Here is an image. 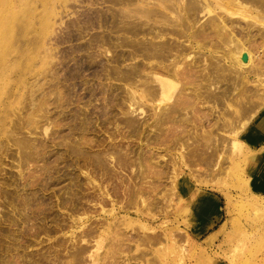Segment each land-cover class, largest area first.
I'll return each instance as SVG.
<instances>
[{
	"label": "bare ground",
	"instance_id": "6f19581e",
	"mask_svg": "<svg viewBox=\"0 0 264 264\" xmlns=\"http://www.w3.org/2000/svg\"><path fill=\"white\" fill-rule=\"evenodd\" d=\"M109 1L116 6L118 5L116 11H111L113 14L109 16V18H101L102 16H99L101 18H99V21L97 18L101 26H107L110 29L108 30L109 34L100 35L96 38L98 43L95 41L103 48H101L103 50L102 52L107 56L106 59H104L106 62H102L105 66L102 65L103 67L100 69L102 72H100L102 76L106 77L105 79L113 78L123 81L127 86V90L119 96L118 100H114L116 96L112 97L113 95L110 93L112 86L106 85L107 88H105V90L107 89L110 93V95H108L112 99L111 101L117 102L115 104L120 111L122 110L120 113L123 117L119 118V115L115 116V113L112 115V109H114L115 106H108L110 108L112 107V109H109V112L106 111L107 113H103L104 116L107 114L108 116L104 117L102 122L106 125L109 122L111 123V121H118V123L115 124V130L122 124V126L126 128V134L124 136L131 140H137L136 142L139 145L133 144L130 147L128 146L129 149H127L124 145L121 146L122 144H116V139L113 140L114 137H116L114 134H117L115 131H106V139L108 141L105 139L100 140L101 138L94 140L91 135L94 132L92 125L89 124L88 115L84 112L83 113L86 115H82L81 113V117L78 116L72 119L75 122L70 126L72 132L75 130L76 133H78L77 138L74 140L71 136L72 134H67L65 138L61 136L62 139H60L59 143L58 140L56 141V143L61 144V146L64 145L62 147H65V157H68L69 163L79 169L83 167V165H90L89 169L91 170L89 172L80 169L81 172L85 174L86 180L83 182L81 181L82 179L73 175V177H71L73 180L71 181L73 183L71 186L75 185V188L86 185L87 187H91V191L93 188L94 190L92 192H94V194H89L90 199L85 198L84 195L83 197L87 203L94 202L93 204L99 207V214L104 215L108 213L111 215L112 213L113 215L114 210L117 209L115 205L121 203L122 207L123 205L127 207L132 205L135 209L134 212L137 211L139 215L144 214L150 217L154 215V213H151V211L154 210L153 208H156L157 211L162 210L166 212L164 208L170 205V197L172 195H178L180 192L182 193L192 186L194 188L193 198L189 206H184L182 210V212L186 213L183 220H188L189 218L193 220L195 216H203V222L200 226H195L194 224L190 225L188 229L190 233L186 232L182 237V242H179V239L177 240V238H175L177 235L174 236L172 233L167 232L161 235L153 234L148 236L145 234L148 231V227L146 223L141 220L138 221L141 234L136 233L137 231L135 230L136 232L133 231L135 234L133 233L127 236V233L118 231L121 220L115 216H111L110 221H105L106 224L103 226L102 230H100L102 226L97 224L96 228L94 226L95 230L94 228H87L86 231H82L81 236L79 235V239L83 242L88 238L95 237V241L100 243L102 242L101 236L103 230H109L108 227H114L113 229L115 231H107L109 235H111L109 247L112 250L111 256L113 258L117 257V255L120 257V254H124L122 251L126 249L122 250V247H124V245L127 247L129 242H132L134 244V249L138 251V257L135 259H143L144 264H163L164 257L169 260L174 259L172 257L170 258L168 254L164 255L165 243H162L165 241L167 245L169 244L168 247H170V249H168L169 254L177 253L175 256L176 263L182 260L187 262V259H184L189 254L186 242L188 243L191 239H194L192 235H195V237L200 236L216 219H219L216 210L218 196L203 190L201 186L197 187L195 184H192L191 180L195 174L192 173V168L190 166L195 167L200 165L208 175L223 172V169H226V166L223 164L226 159V154L223 150L226 149V146L227 148L229 147V149L237 150V148L241 147L243 144L240 142L239 138H246L250 147H253L249 153L243 151L244 157L246 156L245 158L248 160L246 170L248 174H256V182L261 181L262 183H258L256 187L254 186V189L258 188L257 190H259L260 193H264V164L262 161H259L262 160L261 156L263 158L264 155V105H260L261 103H259L261 99L264 100V92H262L264 90L258 91V86L264 80V0ZM202 17L205 18L203 21H200ZM110 31L111 33L115 32V36H113V34L110 35ZM119 48L124 49L119 50ZM137 57L141 58V61H134L132 64H128V67H125V69L121 68L123 62L133 61L137 59ZM55 76L56 75L53 77L55 78ZM48 80L50 81V79ZM248 84L254 85V87L248 88ZM51 86L52 89L56 91L61 88L59 81H56ZM173 93L176 95L170 104L166 102L168 105H160L163 101L169 100ZM65 94L67 93L65 92ZM65 96L66 95H64V98ZM253 96H256V99H252L251 97ZM61 98L62 97H57L54 99V104L65 101L63 98L62 101H60ZM142 102L147 103L146 105L148 108L152 110L150 111L152 114L149 115L150 121H139L133 117V115L127 113L129 111L133 113H137V111L142 113L144 110ZM42 103H40V105ZM59 105H62V103ZM123 106L127 109L123 110ZM106 108L107 107H105V109ZM39 110H41V106ZM213 111L216 113L213 114ZM58 116L60 115L58 114ZM76 118H78V121ZM56 119V121L61 123L62 118L57 117ZM30 122H28V125H30ZM52 123H54V121ZM228 136H231V138L226 139ZM14 141L16 147L19 148L17 150H20V162L27 163L29 160H39V155L46 149L45 145L41 144V146H35L33 142L25 138H19V140L17 139V141ZM258 143H261V145H258L260 148L256 150V148H258ZM142 145H145L144 147L147 148V150H142ZM94 146L95 148H93ZM247 148H249V146ZM171 150H173V153L170 152ZM178 157L179 159L181 158V162L184 166L189 167L188 173H180L179 175V163L181 162L177 160ZM60 158L62 159L63 157L60 156ZM158 158L165 162L161 164ZM58 159L54 160L58 161ZM63 160L64 158L62 161ZM166 165L170 167L166 168ZM126 168L130 169V175L124 178L120 173ZM168 168L172 175L167 183L164 177H167ZM53 170L51 162L45 159L38 173L40 172L45 176L53 172ZM215 176H212V178ZM45 177L47 178V176ZM48 178H50V176ZM103 179H108L111 183L107 182L106 184H102ZM40 180V182L43 181L42 179ZM47 180H45V184L41 183L42 186H39L43 187L45 185L47 188L49 182H47ZM26 182L22 185L25 189L32 185V180L31 183ZM196 182H198V180ZM108 183L110 184L111 190L108 187ZM11 184H13V182ZM200 184H202V182H200ZM51 185L52 184H49L50 187ZM31 189L33 188L31 187ZM77 189L78 188L74 190L77 191ZM21 190L23 191V189ZM21 190H7L3 193L4 198L6 197L9 199V203L12 205V211L16 210L17 206L19 207L18 209H20V207L21 209H26L25 211H28V208L31 209L34 205H38V207L36 206L38 209L39 205L43 207L42 204L45 199L35 198L36 193H34L35 195L33 194L34 196L31 195V193L34 192L32 190L30 193L28 189L31 197L28 196L29 193L26 191L24 193ZM74 190L73 192L70 190L72 193H69L70 191L67 192L69 194L68 198H64L63 196L64 199H59L60 203L58 207L64 206L67 203V206H69V203L75 205V202H80L82 193L74 192ZM88 193H86V195H88ZM49 197L47 196V198ZM83 197H81V200ZM118 197H120V200H117L119 199ZM178 199L179 201H184L181 196H179ZM84 201L82 200V202ZM107 202L110 203L109 205H111V207L106 210L104 205H106ZM46 204L48 207L50 206L48 202ZM51 207L53 206H50V208ZM83 208L85 207L82 206V209ZM212 209L213 217L211 214L207 213V210ZM43 210H41V212L44 215L45 208H43ZM86 211V209L82 211V214L85 216H78L75 214V216H72V214H70L71 221L74 222V224H82L89 216ZM18 212L15 214H19V216H16L22 219L20 220L23 221L21 222L22 224L29 221L28 219L30 218H28V215L30 217V214L22 215V213H27H24L23 210L22 213ZM160 212H158V214ZM9 215L10 214L6 215L7 220L15 225L16 220L11 219L12 217L10 218ZM48 216L46 214L44 215L45 218H48ZM53 217L52 215V218ZM55 222L60 226L57 221ZM71 225L68 224V226ZM38 228H40V226ZM60 228L62 229V227ZM42 229L45 234L52 231L46 224ZM0 230L2 231H0V234L4 232L5 236L4 229ZM74 232L73 230L70 231V240H73ZM7 233L8 232H6V234ZM13 235L17 234L13 233ZM6 236L12 237L11 233ZM23 236L20 237L24 238ZM32 236L35 237L33 233ZM13 239L16 240L15 238ZM19 239L17 237V242L19 241L20 243L23 241ZM24 242L26 244L27 240L24 239ZM118 242L121 244L119 247L117 246V248L116 244H118ZM28 243L30 242L28 241ZM28 243L26 245H29ZM20 244L23 243L21 242ZM56 245L58 248L65 247L63 241L58 242ZM192 245H194V243H192ZM77 246L75 245V248ZM79 246L70 251V253H67L70 258L67 259L65 262L66 264H80L81 260L84 258V254L90 253L88 247ZM131 246L129 245L127 249ZM190 246L191 243L189 247ZM19 247H21V245L18 243L15 245L14 241L10 245L5 244L4 246L0 244V264H42L43 262L48 264H63L61 262L63 260L59 258V253L51 254L54 255V262H50V257L47 258L44 254L42 255V260L33 258L31 254H27L26 257L23 255L18 256ZM73 247L71 246V248ZM147 250L150 252L152 250V255H149L150 257H146L149 253H147ZM112 257H110V259ZM128 258L130 257L126 259ZM204 259L207 262L209 261L206 258ZM92 260L94 259L92 258ZM55 261H57V263H55ZM118 262L119 261L116 259L110 261L109 264H120Z\"/></svg>",
	"mask_w": 264,
	"mask_h": 264
},
{
	"label": "rangeland",
	"instance_id": "374dc122",
	"mask_svg": "<svg viewBox=\"0 0 264 264\" xmlns=\"http://www.w3.org/2000/svg\"><path fill=\"white\" fill-rule=\"evenodd\" d=\"M117 7L118 5L116 6L112 4V2H110L109 0H0V229H4L5 231V236L4 232L0 234V244L5 246V244H12L13 241L15 245H17L18 243L19 245H21V247H19L18 249V256L23 255L26 257L27 254H31L33 258L42 260V255L44 254L47 258L50 257V262H54V255L51 254L59 253V258L63 260L61 262L63 264H66L65 262L68 258H70L67 253H70V251L78 248L79 245H82L88 247L90 253L84 254V258L81 260L82 263L80 262V264H109L110 261L116 259L120 264H144L143 259L140 258L142 262L139 258L135 259L138 257V251L134 249V244L132 242H129L128 244V246L132 245V248L129 247V249H127L128 246L126 247L125 245L124 247H122V250H126L122 251L124 254H120V257L119 255H117L118 258H113L111 256L112 250L109 247L111 235H109V232L107 231H115L113 229L114 227H108L109 230H103L101 236L102 242L100 243H97L95 241V237L88 238L83 242L80 241L79 238L82 231H86L87 228L92 229L94 228V226L96 228L97 224L102 226L100 227V230H102L103 226H105L106 224L105 221H110L111 216H115L119 220H121V224H119L118 226V231L127 233V236L133 234V231L135 230L137 231H135L136 233L141 234V229L139 228L138 224V221L141 220L145 222L148 227V231L146 233L143 232L148 236H151L153 234L161 235L162 233L167 232L172 233L174 236L177 235L175 238H177V240L179 239V242H182L183 235L186 232L190 233V231L188 230L190 225L194 224L195 226H200L203 222V216H195L193 220L192 218L183 220V217L185 218L186 213L182 212V210L184 206H189L193 198L194 188L192 186L189 187L186 191H183L182 193L180 192L178 195H172L170 197V205L164 208L166 209V212L162 210H160V212L157 211L156 208H153L154 210L152 209L153 211H151V213H154V215L152 217L144 214L139 215L137 211L134 212L135 209L132 205H128L129 207L123 205L122 207L121 203H117L115 205L117 209L114 210L113 215L112 213L111 215H109L108 213L104 215L99 214V207L93 204L94 202H88V204L85 200V198L90 199V195H92L91 193L94 194V192H92L94 189L92 188L91 191V187H87L86 185L75 188V185L71 186V184H73L71 182L73 181L71 179L73 175H76L77 177L82 179L81 181L83 182L86 180L85 174L82 173L80 169H83V171L87 172L91 170L89 169L90 165H83V167H80L79 169L69 163L68 157H65V147H62L64 145L61 146V144H58L60 142V139H62L61 136L65 138L67 134H72L71 136L74 140L77 138L78 133H76L75 130H73L74 132H72V129L70 127L75 122L74 120H72L73 118L78 116L81 117L82 115L86 114L88 115L90 121L89 124L92 125L94 132L91 134L94 140L101 138L100 140L105 139L106 141H108L106 139L107 132L115 131V133L117 134H114V136L116 137H114L113 140L116 139V144H122L121 146L124 145L125 148L127 147V149H129V147L133 144L139 145L136 142L137 140H131L130 138H126L124 136L126 134V128H124L122 124H118L120 125L118 129L116 128L118 131L115 130V124L118 123V121H111L112 124L110 122V124L105 123L106 125H104L102 122V120H104V117L108 116V114L104 116L103 113H105L106 111L109 112V109H112V107L110 108L108 106H115V108L113 107L114 109H112V115L115 113V116L119 115V118L123 117V115L120 113L122 112V110L120 111V109H118L117 105L115 104L117 102L111 101L112 99L109 97V95L111 93V95H113L112 97L116 96V99L114 100H118L119 96H121V94H123L124 91L127 90V86L123 81L113 78L105 79L106 77L102 76V71L100 69L105 66V64L103 65V63L106 62V60L104 59H106L107 56L102 52L103 48L100 47L97 44L98 42L96 41V38H98V36L109 34L108 30H110L107 26H101L100 22L98 21L101 18H109V16H112ZM99 16L102 17L100 18ZM204 18L205 17L200 18V21H203ZM112 34L113 36H115V32L111 33L110 31V35ZM122 49L124 48H119V50ZM134 61L139 62L141 61V58L137 57V59L133 61L123 62L121 68L125 69V67H128V64L130 65ZM54 75H56L55 78L53 77ZM48 79H50V81ZM54 81H59L61 85V88H59L58 91L52 89L51 85L55 83ZM106 85L112 86V92L110 91L109 93L107 89L105 90V88H107ZM263 85L264 80L258 86L259 92L260 90H264ZM247 87L252 88L254 87V85L248 84ZM65 92L67 94H65ZM64 95H66L65 98ZM175 95L176 94L173 93V97L171 96L169 100H166L165 102L163 101L160 105H168V103L166 102H169L170 104L171 101L174 100ZM57 97H62L65 100L61 102L62 105H59L61 103L54 104V99H56ZM62 98L60 101H62ZM251 98L256 99V96H253ZM53 100L54 102L52 103ZM40 101H42L43 103ZM39 102L42 104L40 105ZM145 102H142V107L144 108L142 113H139L138 111L137 113H133L130 111L127 113L133 115V117H135L139 121H150L149 115L152 114V112H150L152 110L148 108V106L146 105L147 103ZM259 103H261L260 105H264V100L261 99ZM40 106L41 110H39ZM105 107H107L108 109H105ZM126 109L127 108L123 106V110ZM83 112L86 114H84ZM213 112V114L216 113L215 111ZM58 114L60 116H58ZM56 116L62 118L61 123L59 121H56ZM76 119L78 121V118ZM53 121L54 123H52ZM28 122H30V125H28ZM24 125L28 126L26 127ZM19 138L28 139L30 140V142H33L35 146H41V144L45 145L46 149H44V152H42L43 154L41 153L42 155L40 154L41 156L39 155L38 157L40 161L29 160V162L27 163L20 162V150H17L19 148L16 147V143L14 141H17V139L19 140ZM229 138H231V136L226 137V139ZM57 140L58 143H56ZM239 140L243 144L241 143V147L237 148V150L229 149V147L227 148V146L226 149L223 150L226 154V159L223 163L224 166H226V169L223 167L224 173L220 172L208 175V173L205 172V170L200 167V165L195 167L190 166L192 168V173L195 174L194 177H196H192V184H195L197 187L201 186L203 190L218 196V200L216 202V210L219 215V219H213L215 220L214 223L206 228L200 236L195 237V235H192L194 239H191L188 243L186 242V247L187 250L189 249V254L184 259H187V262L185 260H182L181 262L176 263L175 256L177 255V253L169 254V244L167 245V243L163 241L162 244L165 243L164 255L168 254L170 255V258H174L169 260L164 257L163 264H264V194H257L258 192L256 190L258 188L254 189V186L256 187L258 183L261 184L262 182H256V174H248L246 170L248 166V160H246V156L244 157L243 151L249 153V151L253 147H250V145L246 141V138L240 137ZM258 145L260 146L261 143H258L257 147ZM144 146L145 145H142V150H147V148H145ZM248 146L250 149L247 148ZM93 148H95V146ZM170 152L173 153V150H171ZM59 155L64 158L63 161V158L61 159ZM42 156L47 161L51 162L54 169L53 172L45 175L47 176V178L43 176L42 173H38V171H40L41 165L43 164V161L45 160ZM165 156L169 157L168 155ZM54 159H58L59 162L55 161ZM261 159L262 160L259 161H262V163L264 164V155L263 158L261 156ZM177 160L181 162V158L179 159L178 157ZM158 161L161 164L165 162L159 158ZM19 164L23 166H18ZM179 165V175L180 173H188V166H184L182 162L179 163ZM167 167L170 166L166 165V168ZM129 170L130 169L126 168L120 173V175L126 178V176L130 175ZM169 170L170 169L168 168L166 174L168 178L164 177L167 183L170 179V176L172 175L171 171ZM41 174L43 177L41 176ZM49 176L50 178H48ZM212 176L215 177L212 178ZM25 178L28 179L26 180ZM43 178L45 180L48 179V186L49 184H52L51 187L49 186L50 188L48 186L46 188L45 185L43 187L39 186H42L43 183L45 184L46 181ZM40 179H42L44 182H40ZM31 180L32 185L28 187L26 186L27 188L25 189V187H23L22 185H24V182L26 181V183H31ZM103 180L102 184H106L110 181L108 179ZM195 180H198V182H196ZM12 182L13 184H11ZM200 182H202V184H200ZM205 184L208 185L206 186ZM31 187L33 189H31ZM68 187H73L75 190L76 188H78L79 190L77 189V191H75L73 188ZM108 187L110 189V184L108 185ZM17 189H23V191H21L24 193L25 191L29 193V190L30 193L34 191L33 193H31V195L36 193V195L34 194L35 198L37 197L40 199H45L43 200V204L45 201V204H42L43 207L39 205L40 210L36 208V206L38 207V205H34L31 209L28 208V211H25L26 209H21V207L20 209H18L19 207L15 206L16 210L14 211H19L18 213H22L23 210V212L25 211L24 213H27H22V215L30 214V217L28 215V218L30 219L27 218L29 221L26 222L25 220L28 226L26 223H21L23 221H20L22 219L18 217L19 214H15L16 212L12 211L13 209L12 205H10L9 203V199L6 197L4 198V192H6L7 190L12 191ZM70 190L72 192L74 190V192L82 193L81 197H83V195L85 197H83L82 200H85L86 202H82L80 197V202H77L78 205L75 202V205H71V203H69L71 206H67V203L64 206L58 207L61 199L68 198L69 194L67 192H69ZM63 191L65 194L63 193ZM71 191L69 193H72ZM30 193L28 194V196L31 197ZM86 193H88V195H86ZM47 196L50 197L47 198ZM179 196H181L184 201H179ZM120 197H118L119 199L117 200H120ZM3 201L7 202L8 204ZM49 201L52 202L53 205ZM47 202L50 206L53 207H48V205L46 204ZM184 203L187 205H185ZM109 204L110 203L107 202L106 205H104L106 210L111 207V205ZM82 206L85 207L83 209L87 210L86 212L89 214V216L85 219V221H83L82 224H74V222L71 221L70 214H72V216L74 214L82 216ZM43 208H45L44 215H49L48 218H45L43 213L41 212ZM158 212L160 213L158 214ZM5 213L10 214L9 217H12L11 219L17 221H15V225L7 220L6 215L8 214ZM207 213L211 214L212 217L214 216L213 209L207 210ZM223 214L225 219L222 222L221 219L223 217ZM52 215L55 217H53L54 219L52 218ZM55 221H57L60 226L57 225ZM45 224L52 230L48 234H45L42 231V227L45 226ZM68 224L73 225L68 226ZM76 225L80 226L77 227ZM37 226H40V228H38ZM60 227H62V229ZM71 230L75 231L72 238L74 241L70 240L71 237L69 234ZM6 232H8L7 234L11 233L12 237H7ZM13 233L17 235H13ZM32 233L35 237L32 236ZM20 236H23L24 238ZM17 237L18 239L20 238L21 240H23L21 241L23 244H20L21 242L19 243V241L17 242ZM13 238H15L16 240H14ZM10 239H12L13 241ZM24 239L27 240L26 244L28 243V241L30 242L28 243L29 245L25 244ZM57 241H63L65 247H56V244L58 243ZM190 243L191 246L189 247ZM192 243H194V245H192ZM120 244L118 242V244H116V247H119ZM75 245L77 246L76 248ZM71 246L74 247L71 248ZM151 252L147 250L148 256L146 257H150L152 255ZM110 257L112 258L110 259ZM127 257H130L132 259H126ZM92 258L94 260H92ZM204 258L208 259L209 261H205ZM55 263H57V261H55ZM42 264L48 263L43 262Z\"/></svg>",
	"mask_w": 264,
	"mask_h": 264
},
{
	"label": "crops",
	"instance_id": "0c3cea01",
	"mask_svg": "<svg viewBox=\"0 0 264 264\" xmlns=\"http://www.w3.org/2000/svg\"><path fill=\"white\" fill-rule=\"evenodd\" d=\"M259 148H260V147L256 148V150H258ZM257 192H258L259 194H264V193H260L259 190H257ZM220 202H221V201H220ZM224 219H225V217H224V214H223V217H222L221 221L223 222Z\"/></svg>",
	"mask_w": 264,
	"mask_h": 264
}]
</instances>
